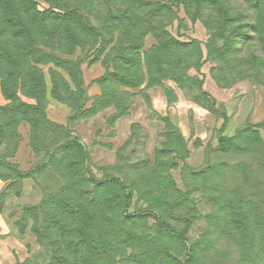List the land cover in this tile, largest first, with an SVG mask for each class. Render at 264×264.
<instances>
[{
  "label": "rangeland",
  "instance_id": "rangeland-1",
  "mask_svg": "<svg viewBox=\"0 0 264 264\" xmlns=\"http://www.w3.org/2000/svg\"><path fill=\"white\" fill-rule=\"evenodd\" d=\"M225 119L264 140V0H0L16 264H111L113 234L116 264H264V151L241 187Z\"/></svg>",
  "mask_w": 264,
  "mask_h": 264
},
{
  "label": "trees",
  "instance_id": "trees-1",
  "mask_svg": "<svg viewBox=\"0 0 264 264\" xmlns=\"http://www.w3.org/2000/svg\"><path fill=\"white\" fill-rule=\"evenodd\" d=\"M171 2V1H170ZM157 6L162 9L165 8V6L167 7V5H162L160 3V1L158 2ZM53 8H57V7H53ZM65 13L69 12V8H65ZM175 46L178 47H184L183 45H180L179 43H175ZM156 49V48H155ZM177 78L178 77V73H176ZM264 124V123H262ZM227 126V121L226 119L224 120L223 125L221 126L220 129V134L221 136H219L217 138V146L213 149H216L219 152H222L224 150H226L228 148V145L230 143H233L239 139H248L250 142V152L248 154V159L250 160L251 164L250 165H245L246 162L242 161L239 162L235 165H233V167H228L227 169H225L226 172H224L226 175H231L232 178H239L240 179V186L243 187L242 185H244L243 183H250L251 181L256 182L257 180V174L255 171H258V157H257V153L258 151H264V140H262V138H260V136L256 133L253 132L252 129L257 128V126L255 125H245L239 129L236 130L234 136L227 138L222 136V134L224 133L225 129ZM4 136V132L3 129L0 127V142L3 139ZM5 165L7 167H10L11 165L8 163H5ZM226 178V177H225ZM238 185V184H237ZM226 185V181H225V190L227 192H232L233 190H235L236 188L241 189V187L238 185ZM242 190V189H241ZM177 204V203H175ZM80 210V209H79ZM185 222H189V219H185ZM114 234H113V242H112V247H111V264H116V259L118 256H121V253L124 252V248L122 250H119V246L118 244L115 243V239H114ZM132 238L130 237V235H127V237L125 239H123L120 244L125 243L126 239Z\"/></svg>",
  "mask_w": 264,
  "mask_h": 264
},
{
  "label": "crops",
  "instance_id": "crops-1",
  "mask_svg": "<svg viewBox=\"0 0 264 264\" xmlns=\"http://www.w3.org/2000/svg\"><path fill=\"white\" fill-rule=\"evenodd\" d=\"M230 122H232L231 119H229L226 129L224 133L222 134V136L227 137V138L234 136L237 130V127H234L232 133H227V129H228ZM185 137H186V134H183V138ZM216 146H217V139L211 145V147L215 148ZM1 188H2V183H0V190ZM12 233H13L12 229L8 227L6 220L0 215V264H16V260L13 258L12 251L14 248L20 249L21 244L18 241L19 239L14 238L12 236Z\"/></svg>",
  "mask_w": 264,
  "mask_h": 264
}]
</instances>
